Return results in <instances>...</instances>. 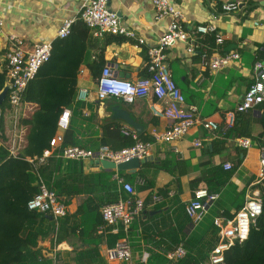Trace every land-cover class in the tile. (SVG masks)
<instances>
[{
	"label": "crops",
	"instance_id": "obj_1",
	"mask_svg": "<svg viewBox=\"0 0 264 264\" xmlns=\"http://www.w3.org/2000/svg\"><path fill=\"white\" fill-rule=\"evenodd\" d=\"M83 1L0 0V19L3 22L2 33H0V68L3 67L2 55L7 43V34L12 33L21 37L25 48H31L40 42H53L57 39L56 33L60 23L66 18H77ZM170 1L183 12L184 25L187 30H193L199 25L214 24L216 32L223 36V43L218 46L217 53L230 51L239 54V60L236 63L217 72H212L202 61L205 53L211 55L215 52L214 40L209 39L210 35L197 34L192 53L186 51V45L183 43H177L166 51V62L171 76L183 93L186 104L197 106L198 114L201 117H210L222 124L225 111L235 107L246 87L253 81L254 64L264 61V0ZM224 2L236 3L237 9L230 12L225 11L222 7ZM108 6L117 14L123 25L134 30L138 37L143 38L144 43L138 44L136 40L124 36H117L116 39H113L114 37L105 34L103 37H98L97 40L92 39L89 48L90 63L101 59L103 65L98 68V71L107 65L115 76L123 79L135 80L145 76L146 48L158 41L167 20L155 21L154 8L150 0H108ZM255 22L257 24H254ZM102 45V58L98 59L97 54L102 49ZM93 75L94 69H91L86 62L81 63L77 71V89L88 88L89 97L87 101L76 100L75 97L74 106L76 105L78 109L74 116L69 109L70 119L80 130L78 139L86 148L95 149L101 144V141H105L111 148L119 149L122 139L120 133H117L113 127L115 125L123 127L124 125L121 123L100 124V101L95 97L96 81ZM117 99L124 102L133 115L145 124V129L139 136L141 139L144 138L143 140L147 139L152 142L150 155L153 156V159L150 161L153 163H158L162 159L171 163L181 161L184 166H180V169L189 168L187 173L179 177L178 184L174 174L165 170H160L157 173L153 186L147 185L143 179H138L136 185L132 184L136 195L143 198L147 205L151 202V195L154 192L159 193L160 189H165L167 193L171 194L164 197L162 202L165 204L162 207L156 208L158 204L154 207L147 206L140 215L134 218L128 232V242L134 264L135 261L141 260L143 254L148 255L144 246L145 238H150L152 241L158 240L160 238L159 231L171 229L174 211L177 208V205L173 203L175 194L179 191L180 203L186 204L193 193L190 181L199 176L200 170L203 168L201 164L207 160L213 165H222L226 161L231 163L235 154V140L233 136L223 138L221 130L208 131L202 129L201 126H195L173 143L157 142L150 137V130L155 128L162 131L169 126L170 121L152 114L150 105L155 101V98L148 96L135 99L133 102ZM21 107L22 111L21 113L20 110L17 112L16 123L12 131V142H14L15 150L18 153L26 146L30 130V126L21 125L18 120L21 117L31 118L33 113L39 109V105L22 103ZM252 111L255 115L260 114L257 109ZM106 125L111 126L107 128ZM194 139H200L202 146L194 147L192 144ZM219 139L225 141L224 146L211 155L215 140ZM260 155L261 150L255 143L246 150L240 164L239 177L233 178L238 190L244 187V180L249 179V174L260 177ZM83 164L84 173L101 169L96 160H86L83 161ZM109 171L113 172V179L118 174L116 170ZM249 194H246V198L256 196L258 191L253 190ZM84 198V195L73 196L66 206L67 211L73 213ZM193 227L194 225L190 223L186 232H190ZM116 229V232H113L112 229L111 232L120 231V234L123 232L120 224ZM87 240V236L82 237L78 232L70 233L69 230V235L64 236L57 244L52 240L51 235L39 238L37 248L44 257L53 259L54 264H77L76 257L78 256L79 259V254H86V250L93 247V244ZM111 249H106V247L100 249L103 259L101 263L104 264V261H107V264H123L124 262L114 260L110 254ZM50 254L51 256H49ZM263 255L264 246L259 250L257 256L263 258ZM257 256L255 255L248 261V264H260ZM84 264H98V259L93 262L85 261Z\"/></svg>",
	"mask_w": 264,
	"mask_h": 264
},
{
	"label": "trees",
	"instance_id": "obj_2",
	"mask_svg": "<svg viewBox=\"0 0 264 264\" xmlns=\"http://www.w3.org/2000/svg\"><path fill=\"white\" fill-rule=\"evenodd\" d=\"M109 35L114 37L113 39L117 37V35ZM92 39L97 40L98 37L92 36L82 20L77 19L66 37L53 41L49 59L39 67L35 77L29 81L21 95V103H36L39 109L31 118H19V123L30 126V130L26 146L16 155L9 152L15 107L9 101L8 92L0 102V264H54L53 259L41 254L37 248V240L51 235L52 240L57 244L64 236L69 235V230L70 233L78 232L82 237L87 236V241L93 244L92 248L86 250V254H79V259L78 256L76 257V263L84 264L85 261L93 262L98 259V264H102L100 249L113 248L117 238L122 235L120 231L111 232L110 227H105L101 231L99 229L103 223L100 207L117 200L119 196H125V192L117 188L112 178L113 172L99 169L84 173L83 161L62 157V149L65 146L78 145L86 148L78 139L80 130L72 119L63 133L62 143L41 163H38L36 168L34 167V163L42 156L43 151L49 148V142L55 135L62 110L68 108L73 116L76 115L78 108L74 104L77 93V71L81 63L86 62L91 69H94L95 81L99 76L98 68L103 65L100 59L103 45L97 54L100 60L90 63L89 48ZM209 39L214 40V35L210 34ZM6 85L5 69L2 67L0 68V92ZM256 109L260 111L259 115H255L252 110L237 113L235 125L226 133H221L222 137L233 136L234 139L238 136L248 137L264 152V102L257 105ZM90 119H92L91 116ZM79 126L81 127V123ZM110 126L106 125L107 128ZM118 126L115 125L113 128L120 133L122 139L120 148L130 146L133 140L122 133V126ZM224 143V140H215L211 155L219 151ZM101 144L106 142L101 141ZM234 145L235 154L231 169L224 170L221 164L213 165L207 160L201 164L203 168L199 176L190 181L192 192L205 188L219 194L203 220L194 225L190 232H186L191 220L185 211L186 204H181L179 201L180 192L178 191L173 197V203L177 205V208L174 211L171 229L159 231L158 240L152 241L150 238H145L144 246L148 255L145 261L137 260L134 264L205 263L209 252L218 240L213 218L234 216L245 204L246 194H251L253 190L258 191L256 196L251 197L260 201L261 213L250 224L247 239L241 243L235 242L224 251V261L225 264H248V261L258 255L259 250L264 246V176L256 177L249 174V179L244 180V187L238 190L233 178L239 177V168L246 149L239 147L236 143ZM218 146L221 147L218 148ZM29 158L32 161H29ZM180 166H184L181 161H174V163L166 159L158 163L147 161L135 173L128 174L120 171L118 175L123 176L133 185H136L138 179H143L147 185L153 186L157 173L165 170L174 174L178 184L179 177L187 173L189 169L187 167L180 169ZM40 181L66 206L73 196L84 195L85 198L73 213L66 211L64 216L58 218L56 225L50 215L27 208L26 203L38 192ZM158 192L164 197L167 196L165 189H160ZM164 204L161 202L156 208ZM131 227L132 223L129 229ZM178 244L184 246L186 255L177 261L168 260L166 253ZM257 258L260 264H264V255L263 258L259 256ZM104 264H107V261H104Z\"/></svg>",
	"mask_w": 264,
	"mask_h": 264
},
{
	"label": "built area",
	"instance_id": "obj_3",
	"mask_svg": "<svg viewBox=\"0 0 264 264\" xmlns=\"http://www.w3.org/2000/svg\"><path fill=\"white\" fill-rule=\"evenodd\" d=\"M154 8L155 21L167 20V23L158 38V41L146 48V75L135 80L123 79L115 76L109 66L102 67L95 82V97L98 101L107 98H120L126 102H133L138 98L152 96L155 101L151 103L150 110L153 115L167 118L170 124L167 128L159 131L155 128L150 130V137L157 142L173 143L181 139L192 127L201 126L208 131L221 130L224 134L229 131L236 121V114L247 110L256 109L257 105L264 102V64L256 62L254 64L253 81L246 87L241 102L234 108L225 111L222 124L210 117H201L195 105H187L185 97L171 76L167 65L166 51L176 45L183 43L186 51H194V41L196 35H214V49L211 55L206 53L202 57L204 64L212 72H217L239 60L236 52L217 53L218 46L223 43V36L216 32L214 24L199 25L193 30L185 27L184 14L170 0H150ZM222 7L230 12L237 9V4L224 2ZM80 19L88 27L94 37H103L105 34L124 36L136 40L138 44H143L142 37H138L134 30L127 28L121 23L117 14L108 6V0H84L80 6L77 18L64 19L57 29L56 38L66 37L75 20ZM254 24H257L256 22ZM3 22L0 19V33H2ZM6 47L2 55V64L5 69L7 79V92L10 103L15 107L16 123L17 112L21 106V95L39 70V67L46 62L52 51V41H45L34 44L31 48H25L21 37L16 34H7ZM82 72L81 70L79 71ZM89 89L80 87L77 89L76 100L87 101ZM70 110H62L57 121L58 132L51 138L49 148L43 151L42 156L34 163L38 166L44 158L48 157L52 151L63 141V132L68 128L70 121ZM122 133L129 136L133 143L130 146L113 149L106 144H100L97 148H85L78 145H68L62 149L64 159L86 161V160H109L120 163L131 158L142 159L151 154L152 142L143 140L134 130L123 126ZM235 143L243 148L249 149L254 142L248 137L238 136ZM194 147H201L202 141L194 139ZM177 151V149L175 148ZM9 152L16 155L14 142L9 146ZM29 161L32 159L29 158ZM224 170L231 169V163L226 161L222 164ZM259 176H264V152L261 151L259 158ZM114 180L119 189L125 192V196H119L117 200L108 202L100 207L103 223L100 231L105 227H110L116 232L117 225L122 226V235L117 238L110 251L116 261L126 264H133L131 247L128 242L129 226L134 218L139 215L147 206H155L161 203L164 196L154 192L151 195V202L147 205L145 200L136 195L133 185L126 181L123 176L116 174ZM171 195L170 192L167 193ZM219 194L211 192L205 188L193 191L191 198L185 206V211L193 225L203 220L209 207L218 199ZM28 210H36L50 215L57 225L58 218L65 215L67 208L64 202L57 199L55 193L49 190L40 181L39 190L26 203ZM260 201L256 198H246L243 207L232 217L216 216L213 224L217 228L218 240L209 252L206 262L200 264H225L224 251L235 244L247 239L250 224L261 213ZM186 255V249L178 244L166 253L168 260L177 261ZM147 254L141 256L145 261Z\"/></svg>",
	"mask_w": 264,
	"mask_h": 264
},
{
	"label": "water",
	"instance_id": "obj_4",
	"mask_svg": "<svg viewBox=\"0 0 264 264\" xmlns=\"http://www.w3.org/2000/svg\"><path fill=\"white\" fill-rule=\"evenodd\" d=\"M262 63L264 64V61ZM7 90V86H5L0 92V102L3 100ZM241 100L242 97L239 99V102H241ZM99 110L100 124L121 123L134 130L137 135H141L145 129V124L141 123L129 110L126 104L117 98H107L100 101ZM152 159L153 156L149 155L142 159L131 158L120 163H114L109 160H100L99 162L97 161V163L100 165L101 169L134 173L143 163ZM49 256H51V254Z\"/></svg>",
	"mask_w": 264,
	"mask_h": 264
},
{
	"label": "rangeland",
	"instance_id": "obj_5",
	"mask_svg": "<svg viewBox=\"0 0 264 264\" xmlns=\"http://www.w3.org/2000/svg\"><path fill=\"white\" fill-rule=\"evenodd\" d=\"M19 110H20V111H19ZM19 110H18V111L21 113V111H22V107H21V106H20Z\"/></svg>",
	"mask_w": 264,
	"mask_h": 264
}]
</instances>
